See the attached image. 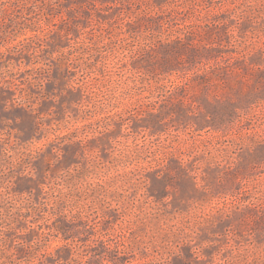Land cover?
Returning a JSON list of instances; mask_svg holds the SVG:
<instances>
[{
    "label": "rangeland",
    "instance_id": "1",
    "mask_svg": "<svg viewBox=\"0 0 264 264\" xmlns=\"http://www.w3.org/2000/svg\"><path fill=\"white\" fill-rule=\"evenodd\" d=\"M0 264H264V0H0Z\"/></svg>",
    "mask_w": 264,
    "mask_h": 264
}]
</instances>
